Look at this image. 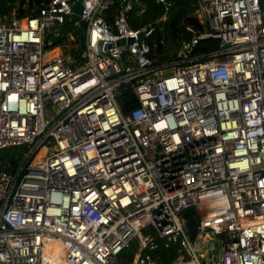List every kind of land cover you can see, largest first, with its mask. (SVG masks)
<instances>
[{"label": "built area", "instance_id": "obj_1", "mask_svg": "<svg viewBox=\"0 0 264 264\" xmlns=\"http://www.w3.org/2000/svg\"><path fill=\"white\" fill-rule=\"evenodd\" d=\"M76 1L82 62L44 42L64 32ZM261 1L194 0L208 29L188 28L161 63L143 38L149 25L127 24L139 0H45L23 17L0 14V150L23 147L0 168V264H164L150 255L158 242L179 248L167 264H264ZM208 36L217 49L193 55ZM121 84L134 100L125 113Z\"/></svg>", "mask_w": 264, "mask_h": 264}, {"label": "trees", "instance_id": "obj_2", "mask_svg": "<svg viewBox=\"0 0 264 264\" xmlns=\"http://www.w3.org/2000/svg\"><path fill=\"white\" fill-rule=\"evenodd\" d=\"M20 0H0V14L9 15L11 12L18 17H23L28 14L27 9L23 6L27 4L29 8L33 5H38L40 1L45 0H21L20 8L17 9V2ZM143 6L141 14H137L136 7H131L127 14V24L132 28H137L141 25H149L150 31L143 38L145 39L150 49V57L153 58L154 63H161L169 61L174 58L179 44L182 40L190 38L191 28L195 33H200L208 29L207 23H200L195 15L194 0H169L168 3L157 2L156 0H139ZM117 9V3L114 2L110 8L102 11L103 17L110 21L113 13ZM164 16V19H160ZM63 33L59 36L53 37L51 33H47L44 37L46 47L59 44L66 54L77 62H82L81 53L84 49L83 38L81 36V29L75 26L71 21L66 20L63 25ZM67 32L72 34V39L66 35ZM218 47V39L208 36L200 39L194 46L193 55L205 58L208 53L216 50ZM54 51L53 48L49 49ZM48 50V51H49ZM115 99L120 106L122 112H127L134 104L133 94L127 84H121L117 87ZM23 150L22 146L7 147L0 150V168L7 170L8 167H14L17 159ZM187 221V234L193 239L196 233L197 217L193 208H186L182 212ZM136 250V243L132 241L128 247L121 250L118 254L120 262L130 260ZM180 254L179 248L174 245L164 247L158 242V247L150 252V255L167 264L175 259Z\"/></svg>", "mask_w": 264, "mask_h": 264}, {"label": "water", "instance_id": "obj_3", "mask_svg": "<svg viewBox=\"0 0 264 264\" xmlns=\"http://www.w3.org/2000/svg\"><path fill=\"white\" fill-rule=\"evenodd\" d=\"M168 2H169V0H164V3H168ZM261 2H262V5L264 6V0H262ZM21 3H22L21 0L17 2V5H16L17 9L20 8ZM27 7H28V5L25 4L23 6V9H27ZM132 7H134V4H132ZM71 10H72V13L69 16V20L71 22H75L81 29H83L85 27V24L82 20L79 19V15H78V13L80 11V2L79 1L74 2L71 6ZM131 40L132 39L128 38V39H126V42L129 43V42H131ZM123 43H124L123 39L117 40L115 42L116 45H122ZM208 243H212V245L214 247H218V243L216 242V239L213 235H210V239L208 240ZM213 253L214 254L216 253V249L213 251ZM213 258H214V256H213Z\"/></svg>", "mask_w": 264, "mask_h": 264}, {"label": "bare ground", "instance_id": "obj_4", "mask_svg": "<svg viewBox=\"0 0 264 264\" xmlns=\"http://www.w3.org/2000/svg\"><path fill=\"white\" fill-rule=\"evenodd\" d=\"M46 56H48V51H46ZM49 57H52V56H49ZM40 156H41V151H39L37 154H36V156L34 157V162L35 163H39V158H40ZM55 246H57L56 244H54V243H49L48 244V247H52V248H54ZM58 247V246H57Z\"/></svg>", "mask_w": 264, "mask_h": 264}, {"label": "rangeland", "instance_id": "obj_5", "mask_svg": "<svg viewBox=\"0 0 264 264\" xmlns=\"http://www.w3.org/2000/svg\"><path fill=\"white\" fill-rule=\"evenodd\" d=\"M56 52H57V50H54V51L49 50V51H48V57H49V56H54V55H56ZM47 144H48V143H47Z\"/></svg>", "mask_w": 264, "mask_h": 264}]
</instances>
